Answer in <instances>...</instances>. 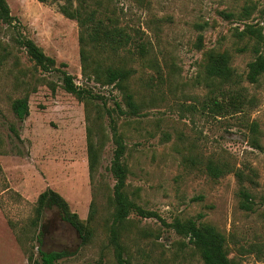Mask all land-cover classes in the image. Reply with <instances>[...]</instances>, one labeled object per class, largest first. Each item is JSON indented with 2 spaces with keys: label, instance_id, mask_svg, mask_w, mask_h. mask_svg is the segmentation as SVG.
Returning a JSON list of instances; mask_svg holds the SVG:
<instances>
[{
  "label": "rangeland",
  "instance_id": "rangeland-1",
  "mask_svg": "<svg viewBox=\"0 0 264 264\" xmlns=\"http://www.w3.org/2000/svg\"><path fill=\"white\" fill-rule=\"evenodd\" d=\"M7 1L15 19H0V264H30L28 255L39 257L38 248L68 252L54 264H118L109 243L116 146L107 108H127L122 94L83 74L80 28L61 12L62 0ZM101 1L100 11L148 48L145 57L128 51L114 57L116 64L136 69L130 86L142 105L136 116L116 113L127 145L126 191L167 222L192 217L215 225L227 237L234 264H264V74L256 83L247 80L255 40L239 33L247 24L264 30V0ZM20 35L55 58L56 69L37 66L18 43ZM210 50L231 54L242 76L231 87L247 101L243 112L202 110L210 90L204 72ZM64 70L98 97L82 101L66 91ZM26 94L30 115L21 121L12 102ZM88 125L101 146L93 179ZM189 156L228 162L246 179L241 184L233 172L213 179L186 162ZM242 186L252 194V210L240 206ZM47 188L65 197L84 222L94 203L87 241L54 205L35 219L38 197ZM123 241L132 264H203L188 240L157 218L132 213Z\"/></svg>",
  "mask_w": 264,
  "mask_h": 264
},
{
  "label": "trees",
  "instance_id": "trees-1",
  "mask_svg": "<svg viewBox=\"0 0 264 264\" xmlns=\"http://www.w3.org/2000/svg\"><path fill=\"white\" fill-rule=\"evenodd\" d=\"M46 3L52 0H38ZM60 4L61 12L69 18L75 19L80 28V57L82 72L84 75L94 78L102 85H113L121 94L127 108H123L117 103L115 108H107L109 125L113 134L115 143L114 156L110 166L115 184L113 188L112 204L113 220L110 225L109 243L113 248L118 264H132L128 257L126 245L123 236L127 228L132 213L145 218H157L166 227L172 228L177 234L186 238L187 245H192L199 254L203 264H234L229 256L227 248V237L215 225L207 222H200L195 218H175L167 222L158 212L148 210L139 205L130 197L126 191L128 166L124 162L127 145L124 134L119 131L116 113L120 115L136 116L141 113L142 105L136 99L135 93L130 86V80L136 73L134 67H128L122 64H116L114 57L123 51L130 54H137L139 57H145L148 52L146 43L141 42L139 38L127 31L123 26L118 25L112 16L103 14L100 11L102 1L93 0H62ZM245 14H249L246 9ZM0 19L5 23L12 24L14 16L7 0H0ZM240 35H249L255 40L254 52L256 57L248 64L246 78L251 83H256L264 74V49L260 44H264V30L262 27H256L253 24H247L246 28L239 32ZM18 43L26 50L31 60L35 62L43 71L56 69L57 60L45 53L32 38L24 35L17 37ZM105 60H108L107 64ZM66 65V64H64ZM205 80L210 88L209 96L203 101L202 110L210 111L216 115H225L234 112H243L246 107L244 95L234 93L232 85L241 83L239 75L231 64V54L228 51L210 50L206 54L204 65ZM63 88L75 95L78 99L90 100L98 97L88 89L82 88L74 80V76L68 71L63 72ZM227 85H229L227 87ZM12 110L16 117L23 121L30 115L29 95L17 97L12 102ZM88 120H90L87 115ZM255 133L258 131V124L253 122L250 125ZM88 139V164L90 177L93 179L94 173L98 168L101 146L94 141L93 130L90 125L87 126ZM259 147L258 139H254ZM194 167L204 168L205 172L213 179H219L225 174L233 172L242 184L246 179L243 170L231 166L228 162H221L212 158L204 160L199 157L189 156L186 159ZM240 206L246 210L253 209L251 192L244 188L240 189ZM56 206L62 213L63 219L68 221L78 232H80L84 241L91 235L89 221L93 218L94 203H91V212L88 221L84 222L77 212L70 209L69 202L59 192L52 188H47L40 193L37 206L35 208L36 220H39L43 209L47 206ZM185 244V242H184ZM264 247V243L262 244ZM39 257H34V252L28 255L30 264H54L59 259L68 255L65 251H45L38 248ZM97 264H102L101 261Z\"/></svg>",
  "mask_w": 264,
  "mask_h": 264
}]
</instances>
